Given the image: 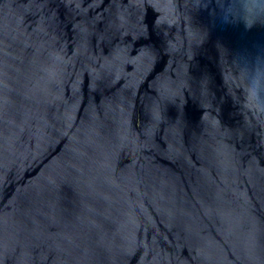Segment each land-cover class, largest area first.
I'll use <instances>...</instances> for the list:
<instances>
[{
	"label": "water",
	"instance_id": "95a60500",
	"mask_svg": "<svg viewBox=\"0 0 264 264\" xmlns=\"http://www.w3.org/2000/svg\"><path fill=\"white\" fill-rule=\"evenodd\" d=\"M0 264H264V0H0Z\"/></svg>",
	"mask_w": 264,
	"mask_h": 264
}]
</instances>
